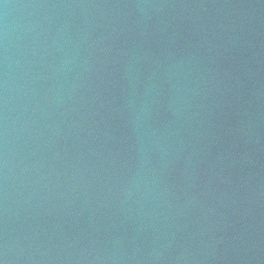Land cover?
<instances>
[{"label":"water","instance_id":"water-1","mask_svg":"<svg viewBox=\"0 0 264 264\" xmlns=\"http://www.w3.org/2000/svg\"><path fill=\"white\" fill-rule=\"evenodd\" d=\"M0 264H264V0H0Z\"/></svg>","mask_w":264,"mask_h":264}]
</instances>
